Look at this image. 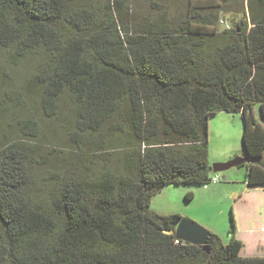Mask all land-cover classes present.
<instances>
[{
	"label": "trees",
	"instance_id": "1",
	"mask_svg": "<svg viewBox=\"0 0 264 264\" xmlns=\"http://www.w3.org/2000/svg\"><path fill=\"white\" fill-rule=\"evenodd\" d=\"M248 3L252 27L219 39L195 10L132 27L118 7L97 22L74 0H0V47L13 60L46 47L35 92L45 112L66 94L72 138L107 124L123 157L120 173L64 161L41 209L25 193L28 145L0 149V264H264L240 256L235 233L226 245L210 234L205 253L175 239L179 215L149 211L165 185L210 183L208 119L219 112L240 114L238 167L264 190V0Z\"/></svg>",
	"mask_w": 264,
	"mask_h": 264
},
{
	"label": "rangeland",
	"instance_id": "2",
	"mask_svg": "<svg viewBox=\"0 0 264 264\" xmlns=\"http://www.w3.org/2000/svg\"><path fill=\"white\" fill-rule=\"evenodd\" d=\"M74 1L90 9L97 22L118 7L123 20L130 21L132 27L162 18L178 22L195 10L200 17L207 18L208 29L216 31L219 39L224 37L225 33H221L224 30L240 31L241 21L247 22L249 30L252 27L249 16L255 8L249 7V0H117L118 6L113 4L116 0ZM46 59V47L34 48L17 56V60L11 58L10 49L0 47V149L10 143L28 145L26 149L31 151L25 150V193L41 209L48 207L49 193L65 162L91 167L97 172L120 173L123 158L117 146L119 140L113 139L107 124L98 135L79 133L72 138L71 104L66 94L52 115L45 112L35 92L39 86L36 74ZM33 123L37 126L36 133L30 127ZM242 124L238 113L219 112L209 117L210 166L241 157ZM78 167L82 171L83 167ZM213 176L217 181L207 186H163L152 196L149 211L159 216L177 214L188 218L223 245L235 233L243 243L240 256H264V190L247 188L244 167H232Z\"/></svg>",
	"mask_w": 264,
	"mask_h": 264
},
{
	"label": "water",
	"instance_id": "3",
	"mask_svg": "<svg viewBox=\"0 0 264 264\" xmlns=\"http://www.w3.org/2000/svg\"><path fill=\"white\" fill-rule=\"evenodd\" d=\"M243 162L244 159L238 157L226 163L214 164L211 166V169L213 173H217L239 166ZM174 236L176 240L201 247L205 253L209 252L211 243L210 233L188 218H180L175 227Z\"/></svg>",
	"mask_w": 264,
	"mask_h": 264
},
{
	"label": "built area",
	"instance_id": "4",
	"mask_svg": "<svg viewBox=\"0 0 264 264\" xmlns=\"http://www.w3.org/2000/svg\"><path fill=\"white\" fill-rule=\"evenodd\" d=\"M216 181H217V177H216V176H212V177H211V180H210V183H211V182H216Z\"/></svg>",
	"mask_w": 264,
	"mask_h": 264
},
{
	"label": "crops",
	"instance_id": "5",
	"mask_svg": "<svg viewBox=\"0 0 264 264\" xmlns=\"http://www.w3.org/2000/svg\"><path fill=\"white\" fill-rule=\"evenodd\" d=\"M248 188V187H247ZM249 189V188H248ZM252 189H256V190H262L261 188H252ZM243 244V243H242ZM264 255V254H262ZM258 257H264V256H258Z\"/></svg>",
	"mask_w": 264,
	"mask_h": 264
}]
</instances>
